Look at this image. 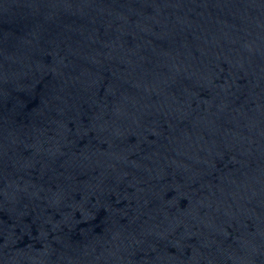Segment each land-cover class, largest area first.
Masks as SVG:
<instances>
[{"label": "water", "instance_id": "1", "mask_svg": "<svg viewBox=\"0 0 264 264\" xmlns=\"http://www.w3.org/2000/svg\"><path fill=\"white\" fill-rule=\"evenodd\" d=\"M0 264H264V0H0Z\"/></svg>", "mask_w": 264, "mask_h": 264}]
</instances>
